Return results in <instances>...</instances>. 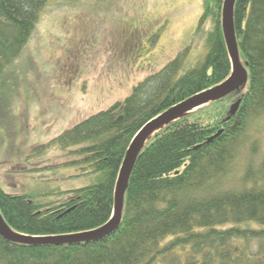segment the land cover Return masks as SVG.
Returning a JSON list of instances; mask_svg holds the SVG:
<instances>
[{
    "label": "trees",
    "instance_id": "16d2710c",
    "mask_svg": "<svg viewBox=\"0 0 264 264\" xmlns=\"http://www.w3.org/2000/svg\"><path fill=\"white\" fill-rule=\"evenodd\" d=\"M47 4L0 0V118H7L25 69L22 55ZM222 5L203 0L191 45L129 95L55 138L63 165H78L91 183L62 191L59 203L0 187V214L12 231L30 237L73 234L110 220L119 169L135 134L231 75ZM233 23L239 58L247 62L239 87L244 89L178 117L148 139L132 167L117 228L99 240L59 245L0 236V264H264V155L254 133L264 116V0H235ZM202 41L204 57L184 68L192 45Z\"/></svg>",
    "mask_w": 264,
    "mask_h": 264
},
{
    "label": "rangeland",
    "instance_id": "374dc122",
    "mask_svg": "<svg viewBox=\"0 0 264 264\" xmlns=\"http://www.w3.org/2000/svg\"><path fill=\"white\" fill-rule=\"evenodd\" d=\"M202 1L48 0L0 118L7 125L0 126V187L59 203L62 191L91 183L78 165H63L55 138L129 95L190 44ZM205 52V42L192 45L184 68ZM254 133L264 155V116Z\"/></svg>",
    "mask_w": 264,
    "mask_h": 264
},
{
    "label": "water",
    "instance_id": "95a60500",
    "mask_svg": "<svg viewBox=\"0 0 264 264\" xmlns=\"http://www.w3.org/2000/svg\"><path fill=\"white\" fill-rule=\"evenodd\" d=\"M235 0H223L222 12H221V25L223 30V35L225 43L228 48L229 56L231 59V64L233 68V73L231 77L224 80L223 82L208 88L196 95H193L189 98L182 100L181 102L171 106L164 112L160 113L156 117L149 120L133 137L130 145L128 146L125 156L123 158L121 167L116 181V189L114 194V209L110 220L93 230L73 233V234H62L55 236H46V237H30L26 235H21L12 231L4 218L0 214V236L4 239L24 244H65V243H79V242H88L93 240H99L106 235L110 234L115 230L120 222L121 213L123 208L124 194L128 186L129 176L136 160L137 154L144 144L151 137L150 133L162 125L165 126L169 122L176 120L178 117L190 113L198 108H201L210 102L219 100L220 98L225 97L234 90L238 89L239 86L243 83L246 76L245 65L241 62L239 58L238 44L235 37L234 23H233V7ZM240 99H237L234 103L231 104L229 109V114H234L239 106ZM160 128V129H161ZM221 131L219 130L216 134L211 136L209 140L218 135Z\"/></svg>",
    "mask_w": 264,
    "mask_h": 264
},
{
    "label": "bare ground",
    "instance_id": "6f19581e",
    "mask_svg": "<svg viewBox=\"0 0 264 264\" xmlns=\"http://www.w3.org/2000/svg\"><path fill=\"white\" fill-rule=\"evenodd\" d=\"M162 125H163V124H162ZM162 125H160V126H158L157 128H155V129L150 133L149 136H151L154 132H156L157 130H159V129L161 128Z\"/></svg>",
    "mask_w": 264,
    "mask_h": 264
}]
</instances>
